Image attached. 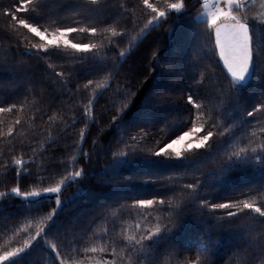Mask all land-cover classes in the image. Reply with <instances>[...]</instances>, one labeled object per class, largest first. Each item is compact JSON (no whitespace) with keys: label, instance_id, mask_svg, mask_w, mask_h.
<instances>
[{"label":"snow or ice","instance_id":"1","mask_svg":"<svg viewBox=\"0 0 264 264\" xmlns=\"http://www.w3.org/2000/svg\"><path fill=\"white\" fill-rule=\"evenodd\" d=\"M66 6L76 9L71 13L74 19L70 23L67 16L60 15ZM136 7H126V0H62L53 9L48 0H18L0 9V13L10 18L7 25L0 27V36L11 42L0 55V67H10L26 74L34 71V66H28L23 59L9 64V54L39 57L55 77L52 80L45 78L55 93L47 100L49 108L53 105L62 107L77 92L90 89L92 94L86 103H79L78 106L82 115L98 127L99 133L106 129L96 119L95 105L98 100L95 93L110 84L102 86L93 79H87L86 83L77 81L88 75L101 74L105 80L114 81L123 75L124 84L115 85L117 96L112 101L115 114L109 115L108 124L109 128L115 127L121 134L102 149L111 151L113 143L122 144V149L111 151L113 171L119 172L139 161L148 177L140 183L150 185L161 183L151 178L160 169L191 168L192 173L185 171L184 176H190L195 183L178 185L173 181L162 185L164 195L134 199L131 204L121 203L119 197L111 202L102 201L89 226L94 225L97 219L113 218L108 211L113 204L120 209L136 210L137 214L128 224L127 234H124V226L121 225V241L125 248L118 252L110 244L97 247L95 238L99 233H107L106 228L99 227L90 232L89 226L81 227L75 219L65 222L61 218L64 206L79 193L78 189L77 193L64 198L63 192L68 184L94 175L91 152L83 150L84 133L81 132L76 141L80 149L79 159L83 163L76 168L78 157H70L73 161L71 171L67 160L61 161L55 154L48 155L46 159L41 154L42 158L38 160L36 149L31 148V143L25 144L27 136L21 133L19 144L22 148L29 147L33 153L28 161L8 155L16 151L15 144L0 148V161H3L0 163V185L4 186V190L0 191V210L5 203L13 205L15 198H23L15 205L17 211L7 218H0V234L10 233L9 242L0 246V264H36L33 253L38 247L48 251L52 264H84L85 260L89 264H163L161 255H175L180 243L189 238V217L208 226L204 232L208 237L220 234L225 225L234 231L241 228L240 218L250 213L257 214L264 221V185L247 189L242 193L245 196L243 200L227 199L223 203H212L202 198L208 195L204 189L213 178L219 182L249 170L264 177V0H195V3L192 0H139L138 7L145 13L142 26L136 23ZM81 19L87 22L81 24ZM122 24L132 27L129 29ZM159 25H167L164 31L170 41L180 31L191 43L192 50L203 54L190 59L184 56L182 45L177 44L171 54L165 56L160 52L159 36H156L145 46L146 56L132 59L134 50L139 49ZM105 33L128 36L127 46L121 48L112 40L105 42ZM72 34L99 38V42H74L69 38ZM13 46L20 51L14 52ZM110 53H114V57H110ZM76 54L83 55L75 59ZM52 59L63 62L60 71H56L57 65L49 62ZM109 59L114 62L109 63ZM125 65L127 69L122 72ZM182 68L189 70L188 76H182L183 84L192 90L184 93L187 115L175 122L165 119L167 131L156 129L162 133L157 139L152 135L151 128L160 118L161 109L175 104L172 92L176 85L169 81V77L180 74ZM149 77L151 89H146L137 100V91L133 88H138ZM36 103L39 101L33 98V106ZM89 106H93L92 111H89ZM12 107L15 106L10 105L8 109L0 107V112L10 111ZM24 107V103L19 105L21 110ZM55 115L54 112L48 120L52 121ZM15 124L21 125L22 121L17 119ZM141 125L148 126L149 131ZM99 133L91 141L92 148L100 143ZM124 133H127L126 139ZM14 134L15 129L9 127L8 137ZM3 135L0 133V136ZM62 147L58 146L56 151L59 152ZM209 158H213V163L218 159V167L201 172L197 165ZM26 162L35 166V176L32 169L19 167ZM10 168L13 169L15 186L8 188ZM43 172L48 173L52 183L22 191V183L28 184L33 179L42 182ZM177 188L178 193L175 191ZM169 192L172 194L168 195ZM46 194L51 195L48 197ZM10 196L13 200H9ZM42 200L44 205L50 200L55 207L44 211ZM21 219L25 220L23 225H20ZM18 237L21 242L16 243ZM213 243L218 244L210 239L202 245L205 255L186 258L187 264H216L212 259L215 253L211 248ZM261 246L264 247V244ZM243 247L244 243H241L233 254L242 251ZM108 251L113 257L110 260L87 256L89 252Z\"/></svg>","mask_w":264,"mask_h":264},{"label":"trees","instance_id":"2","mask_svg":"<svg viewBox=\"0 0 264 264\" xmlns=\"http://www.w3.org/2000/svg\"><path fill=\"white\" fill-rule=\"evenodd\" d=\"M18 0H0V9L6 8L12 4L17 3ZM62 0H48L51 8H57L58 4ZM154 2H159V0H154ZM195 3V0H192ZM139 0H126V7L132 8L136 7V16L138 17L136 23L137 26H142L144 23L145 13L142 8L138 7ZM251 9V4H249ZM76 9L73 7H65L60 15L67 16L68 21L71 22L74 19L71 15ZM259 10V9H257ZM127 15V13H123ZM10 18L4 16L0 13V27L8 24ZM86 20L81 19L80 23H86ZM75 26V25H73ZM126 26L131 29V25H121ZM167 25H159L154 28L147 38L143 41L140 48L134 50L132 59L138 56H146L144 52L145 46L152 41L156 36H159V47L160 52L168 56L171 54L172 48L179 44L183 47V54L185 57L194 58L197 55H202L200 51H193L191 43L185 39L182 32L178 31L175 37L170 41L166 35L164 29ZM117 32H119V26L117 27ZM70 39L74 42L83 43H97L99 38L91 39L85 34H72ZM105 42L112 40L119 44L121 48H125L128 44L129 37H118L113 36L110 33H105ZM11 43L5 37L0 36V55L3 54L4 48ZM14 52H19L20 49H15ZM10 55V59L7 63L14 64L17 60L23 59L27 62L28 66H34V71H29L26 74H21L10 67H0V107L8 109L10 105H14L10 111L0 112V133H4L0 136V148L5 147L8 144H15L16 151L9 153V156H16L17 158H23L28 161V157L33 153L29 147H21L19 144L20 134L23 133L27 136L25 144L31 143V148L36 149L37 159H41V154L43 158H47L50 154H55L59 157L61 161L67 160L69 170H72L73 161L70 159L72 156L78 157L75 167L79 168L80 164L83 163L82 159H79V147L76 145V141L79 140V134L84 133L85 142L83 143V150L91 152L90 163L92 164V172L94 175H89L85 179H79L74 183L68 184L67 188L63 192V197L67 198L73 193H79L76 195L75 199L71 203L66 204L61 214L62 220L65 222L72 221L75 219L79 226H89V221L96 216L99 211V205L102 201H109L115 197L121 198V203L131 204L134 199H147L151 198L153 195H164L165 193L161 191L162 185L171 184L173 181L179 184L195 183V180L190 178V176H184L185 171L192 173L191 168H181L174 167L170 169H160L157 171L156 175L151 178L154 180H159L161 183L143 185L140 183L141 180L147 179L145 172L142 170L143 166L139 161L133 162L125 168H122L119 172H114L112 169V155L111 151H116L117 149H122V144L113 143L111 145V151L102 150L105 146L109 144V141L119 136L121 133L115 129V127L109 128V115H114L115 111L112 106V101L116 100V90L115 85L117 83L124 84V76H118L114 81H107L103 75L92 76L88 75L85 79L77 81V83H86L87 79H93L96 84L99 85H109L106 88L102 87L97 89L95 97L98 100V104L95 105L96 119L99 121L101 127L106 130L103 133H99V129L96 125L92 124L91 121L82 115V109L78 106L79 103H86L87 98L91 95V90H81L70 100L66 101V104L62 107H57L53 105L51 108L47 106V100L50 96L55 95L53 88L46 82L47 80L55 79L54 76L46 69V66L40 61L39 57L36 56H19ZM83 54H76L75 59H79ZM110 57H114V53L109 54ZM52 64L57 65L56 71H60V65L62 61L52 59L49 61ZM109 63L114 62L113 59H109ZM147 62V61H146ZM215 66V65H213ZM152 67H156L152 64ZM79 68V65H76ZM125 68L121 69L122 72L126 71ZM219 72V69L217 70ZM189 70L187 68H182L179 70L180 74L176 76L169 77V81L176 85L173 89L172 95L175 97V104L171 106H166L161 109L160 118L154 122L151 133L157 139L162 135V133L156 131V129L164 128L167 131L165 125V119L175 122L181 116H186L187 113L184 111L186 107V99L184 93L192 91L188 89L183 84L182 76H188ZM221 79H223V74L220 73ZM138 83V82H137ZM151 77L148 81H145L138 88L134 87L133 90L137 91V100L140 99L141 95L146 89H151ZM129 87L131 85H124ZM69 87H75V85H69ZM33 89L29 91V89ZM41 89H44L41 92ZM248 93L246 92V95ZM33 98H36L39 103L34 106L32 104ZM254 94L252 99H254ZM136 102L135 100L133 101ZM21 103L25 104L23 110L19 108ZM93 110V106H89V111ZM56 113L52 121L48 120V117ZM74 114V119H73ZM20 119L22 121L21 125H16L15 121ZM67 125H71L67 127ZM87 125V128L85 127ZM12 127L15 129V134L8 137V129ZM146 131H149L148 126L141 125ZM67 131L65 132V129ZM89 129L91 130L89 133ZM134 133L135 129L132 130ZM99 133L100 143L95 147H91V141L97 138ZM125 139L127 138V133H124ZM58 146H63L59 152L56 151ZM22 153V157H21ZM213 158H209L206 162L198 164L197 166L201 169V172H207L209 169H216L218 167V159L216 163L212 162ZM3 163V161H0ZM104 165H108L104 168ZM20 168L32 169V175L35 176V166L30 163H25ZM199 175L200 173H195ZM13 169L10 168L7 177V187L11 188L15 186L12 181ZM44 177L43 181L30 180L28 184H21L22 191L31 190V187H46L52 183V179L49 178L47 172L41 173ZM168 177L172 179L169 180ZM264 185V177H261L257 172L249 170L248 172H238L229 179H224L219 182L213 178L209 186H207L204 191L208 195L202 197L209 199L212 203H223L227 199H245L242 193H245L247 189L251 187L259 188ZM4 190V186L0 185V191ZM179 192V188L175 190ZM171 195L172 193H167ZM51 194H46L50 197ZM255 197V193L252 194ZM9 200H13L10 196ZM23 201V198H15L13 205L5 203L4 208L0 210V218H7L9 214L17 211L15 205ZM258 202V200H257ZM42 205L44 206V211H49L51 207H55L49 200V202L44 205L42 200ZM109 212L113 214V218L108 220L97 219L94 225L89 226V231H94L96 228L102 227L107 229V233H99L96 236V246L104 245L107 247L109 244L117 249L119 252L121 249L125 248L124 243L121 241V225L123 224L124 234H127L128 224L132 223L133 218L136 216V210H129L127 208L120 209L114 204L108 209ZM222 214V213H221ZM32 219V218H30ZM37 223L39 220L37 219ZM25 223L24 219H21L20 225ZM242 225L241 228L237 230H232L228 225H225V229L220 232V234H214L211 237L204 235V232L208 230V226L201 225L194 222L190 217L187 220L188 228V239L183 241L179 245V251L169 257L167 253L161 255L160 260L163 264H187L186 258L195 259L198 254L201 256L205 255V249L202 245L207 244L211 239L213 243L211 248L215 250L212 259L216 264H264V221H261L257 214L250 213L247 217H242L239 220ZM24 229L22 228V231ZM134 234V232H133ZM7 235L0 234V246L5 245L9 242ZM51 239V237H49ZM21 242V238H17L16 243ZM244 243L242 251H237L234 255V249ZM90 246V245H86ZM211 255V253H208ZM89 257H95L97 259H112L111 252H96L87 253ZM33 257L36 264H52V258L46 249L37 248L33 253ZM84 264H89V261L85 260Z\"/></svg>","mask_w":264,"mask_h":264}]
</instances>
